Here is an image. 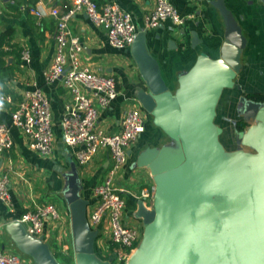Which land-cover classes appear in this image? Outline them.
Instances as JSON below:
<instances>
[{"label":"water","instance_id":"water-1","mask_svg":"<svg viewBox=\"0 0 264 264\" xmlns=\"http://www.w3.org/2000/svg\"><path fill=\"white\" fill-rule=\"evenodd\" d=\"M212 5L226 26L221 55L200 54L175 91L148 47L147 32L139 31L131 46L146 83L137 100L173 145L147 147L133 163L149 169L156 190L152 207L138 202L135 216L143 236L126 264H264V101L240 96L245 125L236 132L238 148L228 152L221 142L224 129L216 123L217 106L224 90L236 85L247 38L225 0ZM200 42L194 31L193 47ZM65 179L74 264H111L96 253L99 231L89 223L90 202L81 194L75 164ZM6 229L16 250L33 264H64L45 238L30 234L20 220Z\"/></svg>","mask_w":264,"mask_h":264},{"label":"crops","instance_id":"crops-1","mask_svg":"<svg viewBox=\"0 0 264 264\" xmlns=\"http://www.w3.org/2000/svg\"><path fill=\"white\" fill-rule=\"evenodd\" d=\"M99 6L115 1L120 7L133 15L139 30L147 32V44L157 58L163 78L173 91L179 87V77L189 71L200 54L219 58L225 40L226 26L218 9L212 5L214 0H169L186 18L183 25H176L172 20L164 21L159 27L146 29V19L155 8V0H95ZM227 7L234 13L243 33L247 38V47L242 53V70L236 78L233 88L225 89L217 106V117L224 131L226 143L236 139L238 121V100L241 95L264 94V5L260 0H225ZM70 0H45L38 6V0H0V36H4L3 57L11 73L0 81V122L9 123L11 114L17 108L23 92L35 87L43 89L47 95L54 120L55 143L53 153L41 155L25 136L12 128L13 147L6 151L0 164V173H9L11 177V205L0 201V245L5 251H15V245L6 226L9 222L20 220L24 213L35 210L38 206L55 204L63 215L70 219L63 190L66 186L65 174L76 165L80 174L84 198L90 206L95 204L94 187L107 172L110 158L107 150H101L87 166L81 167L76 158V149L67 146L63 140L61 127L66 106L71 101L62 79L47 83L44 72L54 60L55 32L57 18L50 14V8L57 6L61 12L70 7ZM39 7L44 16L38 22L32 9ZM69 27L73 35L79 36L85 46L84 58L94 69L103 74H110L117 79L119 94L100 115V125L110 133L119 132L123 112L137 103V93L146 89V83L133 58L131 47L114 48L108 40L103 27L94 24L83 11L77 12L70 20ZM196 31L200 43L193 47V32ZM24 49L29 50L30 59L25 62L21 57ZM241 85V89L238 88ZM250 93H248L247 91ZM173 145L171 139L152 122L147 113L146 129L141 137L131 146L124 179L121 184L127 189L126 197L138 202L144 186L154 185L146 168H134L133 163L147 147ZM226 147V144H224ZM227 149V147H226ZM143 182L146 185H143ZM57 201V203L55 202ZM62 202L59 205V202ZM136 208H127L126 215L141 221L135 216ZM108 226V221L105 222ZM47 223L43 237L50 244L53 253L71 258L74 254L72 235L65 237ZM106 235L100 233L96 240V253L105 260L111 256L105 249ZM64 264V261H62ZM75 263V262H74ZM72 264V263H71Z\"/></svg>","mask_w":264,"mask_h":264},{"label":"built area","instance_id":"built-area-1","mask_svg":"<svg viewBox=\"0 0 264 264\" xmlns=\"http://www.w3.org/2000/svg\"><path fill=\"white\" fill-rule=\"evenodd\" d=\"M70 1V7L64 12L57 6L50 8V14L57 18L56 44L53 63L45 70L44 77L47 83L62 79L71 96L61 127L64 143L76 149L78 164L87 167L101 150L109 153L107 172L93 190L96 202L88 206V220L93 229L106 235V253L111 256V264H126L137 249L135 245L142 239L144 227L126 215L125 193L128 191L121 181L129 160L128 151L146 129L147 112L137 100L136 104L123 112L119 132L110 133L100 125L101 112L119 94L117 79L113 75L97 72L84 58L85 46L79 36L72 34L69 22L77 12H85L94 24L106 30L109 43L116 49L131 47L140 30L133 15L115 1L103 6H99L95 0ZM155 3L154 10L146 19V29L157 28L168 19L176 25L185 23L186 18L179 14L169 0H155ZM44 4L45 0H38L39 7ZM39 7L33 8L32 12L40 23L44 13ZM21 57L28 62L29 50H22ZM12 128H17L41 155L53 153V114L42 88L24 91L11 114V121L0 122V164L4 153L13 147ZM10 185V174L0 173V201L7 206L11 205ZM155 190V184L141 189L140 199L148 207L153 206ZM20 221L30 234L37 237L43 235L47 223H51L66 238L72 235L71 218L68 219L52 203L24 213ZM106 221L108 226L105 225ZM110 244L120 247L109 251ZM30 263L19 251H5L0 245V264Z\"/></svg>","mask_w":264,"mask_h":264},{"label":"rangeland","instance_id":"rangeland-1","mask_svg":"<svg viewBox=\"0 0 264 264\" xmlns=\"http://www.w3.org/2000/svg\"><path fill=\"white\" fill-rule=\"evenodd\" d=\"M247 91V90H246ZM248 93H250L249 91H247ZM249 95H252V94H249ZM151 118V117H150ZM152 119V118H151ZM217 122H218V124H220V125H222V120L220 119V117L216 120ZM251 124V122L250 123H247V125H250ZM225 136L223 135V136H221V142L223 143V144H226V147H227V150H228V152H234L237 148H238V144L236 143V139L234 140V142L232 143V144H230V145H228L227 143H226V140H225V138H224ZM172 142V141H171ZM173 143V142H172ZM243 149L245 150V151H247V152H251V153H255L256 151L255 150H253V149H251L250 147H247V146H243ZM147 169V168H146ZM147 170H149V169H147ZM150 172V171H149ZM144 174H147V175H149L150 173H144ZM151 175V174H150ZM143 185H146L144 182H143ZM56 203H57V201H55ZM59 202V201H58ZM148 202L149 203H151V200H148ZM61 203L62 202H59L58 204L59 205H61ZM58 209L60 210V208L58 207ZM60 212H61V210H60ZM62 213V212H61ZM63 214V213H62ZM132 219V221H134L135 223H137L140 227H142L143 228V225H142V222L141 221H139V222H136V220L135 219H133V218H131ZM140 242L141 241H139L136 245H135V247L137 248L138 246H139V244H140ZM106 245V244H105ZM120 246L118 245V244H110V247H109V251H111V250H115L116 248H119ZM105 251L107 250L106 249V247H105V249H104ZM16 252H17V250H15ZM74 253V252H73ZM20 254H22V253H20ZM22 256L28 261V262H32V260H31V258L29 257V256H27V255H24V254H22ZM56 257H57V259L59 260V261H64L65 263H68V264H74V254H72V257L69 259V258H65V257H63L61 254H56L55 255ZM30 264H32V263H30ZM115 264H120V263H116L115 262Z\"/></svg>","mask_w":264,"mask_h":264},{"label":"trees","instance_id":"trees-1","mask_svg":"<svg viewBox=\"0 0 264 264\" xmlns=\"http://www.w3.org/2000/svg\"><path fill=\"white\" fill-rule=\"evenodd\" d=\"M5 44V39L4 36H0V81H4V79L6 77L9 76V74L11 73V68L9 66L6 65L3 57L5 56V52L3 51V46ZM3 92L0 91V94H2ZM251 98H262L264 99V94L262 95H247ZM245 123L243 121L239 122V128L241 129V127H244ZM127 198V208L130 209H135L137 206V201H135L134 199L130 198V197H126Z\"/></svg>","mask_w":264,"mask_h":264},{"label":"flooded vegetation","instance_id":"flooded-vegetation-1","mask_svg":"<svg viewBox=\"0 0 264 264\" xmlns=\"http://www.w3.org/2000/svg\"><path fill=\"white\" fill-rule=\"evenodd\" d=\"M254 99H257V100H260V101H264V99H262V98H254ZM239 122H240V120L238 121V125H239Z\"/></svg>","mask_w":264,"mask_h":264}]
</instances>
